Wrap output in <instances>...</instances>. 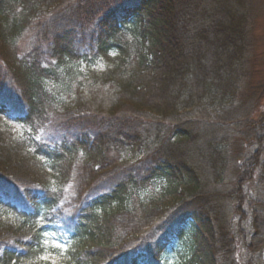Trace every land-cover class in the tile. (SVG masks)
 <instances>
[{"label": "trees", "instance_id": "1", "mask_svg": "<svg viewBox=\"0 0 264 264\" xmlns=\"http://www.w3.org/2000/svg\"><path fill=\"white\" fill-rule=\"evenodd\" d=\"M262 6L0 0V264H264Z\"/></svg>", "mask_w": 264, "mask_h": 264}, {"label": "rangeland", "instance_id": "2", "mask_svg": "<svg viewBox=\"0 0 264 264\" xmlns=\"http://www.w3.org/2000/svg\"><path fill=\"white\" fill-rule=\"evenodd\" d=\"M261 3L263 4V11L259 14V18L256 21L257 28L255 34L257 39L259 40V53L264 56V0H261ZM256 180L258 181V177H256ZM173 257L174 258L168 260L169 264H172L175 261L176 255Z\"/></svg>", "mask_w": 264, "mask_h": 264}]
</instances>
